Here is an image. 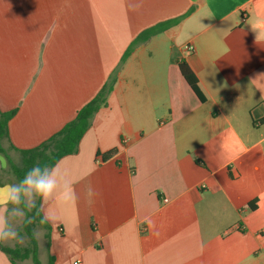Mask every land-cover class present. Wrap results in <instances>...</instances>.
Wrapping results in <instances>:
<instances>
[{
    "label": "crops",
    "instance_id": "crops-1",
    "mask_svg": "<svg viewBox=\"0 0 264 264\" xmlns=\"http://www.w3.org/2000/svg\"><path fill=\"white\" fill-rule=\"evenodd\" d=\"M174 19L55 166L76 198L43 201L58 220L41 264H264V0H0V110H16L3 146L57 133ZM1 246L17 245L0 243L13 264Z\"/></svg>",
    "mask_w": 264,
    "mask_h": 264
},
{
    "label": "trees",
    "instance_id": "trees-1",
    "mask_svg": "<svg viewBox=\"0 0 264 264\" xmlns=\"http://www.w3.org/2000/svg\"><path fill=\"white\" fill-rule=\"evenodd\" d=\"M179 20L180 19H174L166 22H161L139 34V36L131 43L126 52L123 54L119 66L111 73L109 79L99 90L96 96L78 110L73 120L65 124V126L61 130L53 134L50 138H48L38 146L30 149H19L10 142V145L5 148L3 146V140L5 138L9 140L8 124L9 121L15 116L16 110H0V154L4 156L5 160L9 164L13 174L16 177V183L30 168L37 164L41 166L55 167L63 158L77 154L79 151L80 142L86 135V133L90 130L95 114L101 107L107 105V98L113 91L115 83L117 82L120 68L130 56L135 46L138 43L147 41L154 35L168 30L171 26L178 23ZM179 68L187 83L199 96L201 101H204V96L198 87V80L192 73L187 63L184 61L179 62ZM10 150H14L19 153V163H16L10 156ZM114 153L115 151H111L103 158L109 159L114 155ZM35 205L36 208L32 209V211H28L27 208H23L25 218H31L33 220V224L31 225L23 226L22 224V229L28 238V245L24 247L1 246V251L9 257L13 264H17V262L27 259H31L33 264H41L39 258L38 241L33 238L32 233L37 226L49 232L51 230V226L50 224H40V215L43 214L41 212L40 215H37V209H40L42 207V201L40 200V198H35ZM255 207L256 206L254 204L250 205L251 209H255ZM46 239L47 247L50 248V236L48 233L46 234ZM54 262L55 258L49 255L48 264H54Z\"/></svg>",
    "mask_w": 264,
    "mask_h": 264
},
{
    "label": "clouds",
    "instance_id": "clouds-1",
    "mask_svg": "<svg viewBox=\"0 0 264 264\" xmlns=\"http://www.w3.org/2000/svg\"><path fill=\"white\" fill-rule=\"evenodd\" d=\"M0 165L6 167L3 156H0ZM58 177L56 167L37 164L30 168L17 183L0 186V207L4 208L3 214L0 215V243L8 245L25 243V237L21 235L20 230L9 222V214L14 213L23 226L33 224L31 218H25L23 208H27L28 211L36 208L35 198H40L42 203L59 199L67 204L75 200V192L72 189L71 191L60 189L58 193ZM41 212L42 215H40ZM37 215H40L41 225L55 223L58 220L54 207L44 208L42 206L37 209ZM32 235L42 245L45 235L43 229H34Z\"/></svg>",
    "mask_w": 264,
    "mask_h": 264
},
{
    "label": "rangeland",
    "instance_id": "rangeland-1",
    "mask_svg": "<svg viewBox=\"0 0 264 264\" xmlns=\"http://www.w3.org/2000/svg\"><path fill=\"white\" fill-rule=\"evenodd\" d=\"M10 153V156L14 159V161L16 163H19L20 162V155L17 153H15L14 151L10 150L9 151ZM0 156H3L0 154ZM4 157V156H3ZM6 161V160H5ZM3 172L2 173V176H0V181L3 180V177L10 180L11 182H13V184L16 183V177L15 175L13 174L9 164L7 163L6 161V167L4 166V168L2 169ZM9 222L13 225V227H16L18 230H20V233L22 236L25 237V243L24 244H16L17 246L19 247H24V246H27L28 245V238L27 236L25 235L23 229H22V222L19 221L18 217L14 214V213H10L9 214ZM35 229H43L39 226H37ZM44 233H45V230L43 229ZM47 242L46 238H45V235H44V238H43V241H42V245L40 243L41 246H43L45 243ZM26 264H33L32 260L31 259H28V262H25Z\"/></svg>",
    "mask_w": 264,
    "mask_h": 264
},
{
    "label": "built area",
    "instance_id": "built-area-1",
    "mask_svg": "<svg viewBox=\"0 0 264 264\" xmlns=\"http://www.w3.org/2000/svg\"><path fill=\"white\" fill-rule=\"evenodd\" d=\"M189 50H190V52L194 51L195 50L194 46H190ZM124 141L126 142L127 140L125 139Z\"/></svg>",
    "mask_w": 264,
    "mask_h": 264
}]
</instances>
